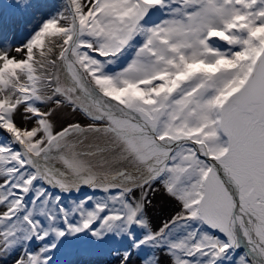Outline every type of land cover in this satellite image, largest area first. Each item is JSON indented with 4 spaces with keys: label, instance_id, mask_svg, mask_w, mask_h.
I'll list each match as a JSON object with an SVG mask.
<instances>
[{
    "label": "snow or ice",
    "instance_id": "obj_1",
    "mask_svg": "<svg viewBox=\"0 0 264 264\" xmlns=\"http://www.w3.org/2000/svg\"><path fill=\"white\" fill-rule=\"evenodd\" d=\"M0 264H264V0H0Z\"/></svg>",
    "mask_w": 264,
    "mask_h": 264
},
{
    "label": "bare ground",
    "instance_id": "obj_2",
    "mask_svg": "<svg viewBox=\"0 0 264 264\" xmlns=\"http://www.w3.org/2000/svg\"><path fill=\"white\" fill-rule=\"evenodd\" d=\"M56 119H59V117H56ZM17 123H20L19 118ZM175 208L176 205L174 201L158 194L153 200V207L149 210V214L153 219V225L158 226L163 219L169 217L173 213Z\"/></svg>",
    "mask_w": 264,
    "mask_h": 264
},
{
    "label": "rangeland",
    "instance_id": "obj_3",
    "mask_svg": "<svg viewBox=\"0 0 264 264\" xmlns=\"http://www.w3.org/2000/svg\"><path fill=\"white\" fill-rule=\"evenodd\" d=\"M17 39L20 40L21 39V36L19 34V31H17Z\"/></svg>",
    "mask_w": 264,
    "mask_h": 264
}]
</instances>
